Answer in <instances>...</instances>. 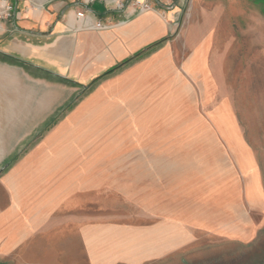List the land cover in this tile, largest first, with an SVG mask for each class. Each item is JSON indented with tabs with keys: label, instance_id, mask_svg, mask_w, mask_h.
<instances>
[{
	"label": "crops",
	"instance_id": "obj_1",
	"mask_svg": "<svg viewBox=\"0 0 264 264\" xmlns=\"http://www.w3.org/2000/svg\"><path fill=\"white\" fill-rule=\"evenodd\" d=\"M117 1L0 0L1 264H146L264 225L210 29Z\"/></svg>",
	"mask_w": 264,
	"mask_h": 264
},
{
	"label": "rangeland",
	"instance_id": "obj_2",
	"mask_svg": "<svg viewBox=\"0 0 264 264\" xmlns=\"http://www.w3.org/2000/svg\"><path fill=\"white\" fill-rule=\"evenodd\" d=\"M203 1L220 7L216 12L213 6L194 10L192 0H184L183 24L190 22L207 27L213 34L215 51L224 57L237 124L256 154L264 179V3L255 0ZM216 13L221 19H210ZM206 15L209 19H203ZM263 239L264 225L250 242L200 233L189 246L146 264H233ZM24 259L17 257L2 264H30Z\"/></svg>",
	"mask_w": 264,
	"mask_h": 264
},
{
	"label": "built area",
	"instance_id": "obj_3",
	"mask_svg": "<svg viewBox=\"0 0 264 264\" xmlns=\"http://www.w3.org/2000/svg\"><path fill=\"white\" fill-rule=\"evenodd\" d=\"M88 2H91L92 0H87ZM123 0H118L116 3L117 9H121L123 5ZM167 4L169 5L171 3V0H165ZM126 3L131 4L134 8L138 9L139 11H144L150 8V4L146 0H125ZM84 11H78L76 13L77 18L84 17ZM106 23H104L102 20L97 19L95 23L91 27L95 29H100L106 27Z\"/></svg>",
	"mask_w": 264,
	"mask_h": 264
},
{
	"label": "water",
	"instance_id": "obj_4",
	"mask_svg": "<svg viewBox=\"0 0 264 264\" xmlns=\"http://www.w3.org/2000/svg\"><path fill=\"white\" fill-rule=\"evenodd\" d=\"M264 239L233 264H263Z\"/></svg>",
	"mask_w": 264,
	"mask_h": 264
},
{
	"label": "trees",
	"instance_id": "obj_5",
	"mask_svg": "<svg viewBox=\"0 0 264 264\" xmlns=\"http://www.w3.org/2000/svg\"><path fill=\"white\" fill-rule=\"evenodd\" d=\"M255 1H256V2L260 1V2H263V3H264V0H255ZM263 12H264V9H263ZM137 55H138V54H137ZM129 61H130V60H126V61H124L121 65L126 64V63L129 62ZM121 65H117V66H115V67L109 69L106 73H104L101 77H99V79L102 78V77H104V76H106V75H108V74L113 73V72H114L116 69H118ZM96 80H98V79H95V81H96ZM54 121H55V120L53 119L52 121L49 122L48 125L52 124ZM15 158H16V157H15ZM262 263L264 264V261H263ZM257 264H258V263H257Z\"/></svg>",
	"mask_w": 264,
	"mask_h": 264
}]
</instances>
